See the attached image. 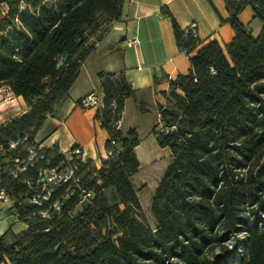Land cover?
<instances>
[{"label": "trees", "instance_id": "trees-1", "mask_svg": "<svg viewBox=\"0 0 264 264\" xmlns=\"http://www.w3.org/2000/svg\"><path fill=\"white\" fill-rule=\"evenodd\" d=\"M41 1L0 0V87L8 86L28 107L0 126V186L27 226L12 233L9 244L7 231L0 235V264H264V0H225L234 38L225 50L216 41L198 49L189 73L171 82L170 105L158 106L164 130L156 126L153 133L171 162L151 200L154 229L140 219L131 181L139 169L138 135L117 128L125 100L134 97L122 74H98L103 106L95 119L111 152L100 168L67 158L56 144L27 160L23 146L37 147L36 133L93 50L89 37L118 19L121 7V0ZM246 6L262 24L257 36L237 17ZM162 12L177 47L190 54L200 38L182 29L167 8ZM60 166L69 178L45 190L46 176ZM242 228L243 252L230 249L225 242Z\"/></svg>", "mask_w": 264, "mask_h": 264}, {"label": "crops", "instance_id": "crops-1", "mask_svg": "<svg viewBox=\"0 0 264 264\" xmlns=\"http://www.w3.org/2000/svg\"><path fill=\"white\" fill-rule=\"evenodd\" d=\"M164 8L182 29L196 23L201 44L190 54L177 47L171 20L162 12ZM230 15L225 0H121L118 19L106 21L89 37L87 43L93 45V50L82 62L70 90L62 97L60 116L54 114L59 104L55 103L36 133L34 141L37 146L47 148L56 144L67 158H70L72 148L78 146L84 159L96 165L106 159L108 134L95 119L98 108L82 109L77 102L92 92L97 93L102 101L98 74L115 73L122 74L134 90V97L125 100L117 128L122 132L133 128L138 135L139 143L134 147L139 162L137 173L142 166L155 165L163 154L170 155L167 147H159L153 133L159 123L158 106L170 105L171 82L178 75L189 73L190 57L198 49L216 41L225 50L235 36L228 22ZM253 16L251 9L245 17L248 18H244L246 21L251 17L248 23L242 20V11L237 17L257 36L262 24L253 28V20H256ZM132 37H136L139 43L128 46L126 39ZM173 90L183 96L179 88ZM137 105H141L144 111H140ZM26 112L28 107L20 96H15L8 86L0 87V126ZM54 120L57 123L51 132L41 139L40 131L44 124ZM158 182L154 184L155 188ZM26 228L23 224L19 232L13 233L20 234Z\"/></svg>", "mask_w": 264, "mask_h": 264}, {"label": "rangeland", "instance_id": "rangeland-1", "mask_svg": "<svg viewBox=\"0 0 264 264\" xmlns=\"http://www.w3.org/2000/svg\"><path fill=\"white\" fill-rule=\"evenodd\" d=\"M235 3H237L239 0H233ZM55 0H42L40 5H45V6H50L52 4H54ZM26 6V4L24 2L20 3V8H24ZM2 9H5L3 6H1ZM39 9V6L36 8H31V12L33 13H37ZM251 12V8L250 7H245L242 10V20H244V18L248 15V13ZM249 17V16H248ZM247 17V18H248ZM245 18V19H247ZM251 18V17H250ZM248 20H251V19ZM248 20H244L246 23H248ZM255 21L252 25V27H256V26H260V22L259 20H253ZM251 21V22H253ZM18 26V23L15 21L13 24V28H16ZM49 81V80H47ZM264 97V96H262ZM60 101H62L61 99H58L56 101V103H59L56 108H55V112L54 114H56V116H60L61 112H62V103L60 104ZM53 120V119H52ZM57 123L56 120H54V122L50 123V122H46L44 124V127L41 129L40 134H41V139L44 138L45 136H47V134H49V132H51L52 128L54 127V124ZM23 149H26L28 152V157L27 160H32L35 156L36 158H40L41 153H37L38 150H40L41 148H39V146L37 147H25L23 146ZM60 152V150H59ZM61 153V152H60ZM35 160V158H34ZM171 162V158L169 153L168 154H163L160 158V160H158V162L153 165L152 167H144L142 166V169L139 171V173H137L136 175H133V177L131 178V181L133 183V186L135 188V190H137V196L142 208V214L140 216V219L144 222L145 225L149 226L150 228L154 229L156 227V221L154 220L152 213L150 211V205H151V200L153 197V193L155 191V183L161 179V177L163 176L164 172L166 171L167 167L169 166ZM95 166L97 168H100L101 164H98ZM58 171L52 172L49 175L46 176V179L44 180V188L47 191H51L55 186L58 185V183H60V181L62 180H66L69 178L70 176V171L69 169L65 170L64 168H62V166L58 167ZM22 168L17 167L16 171H21ZM48 177H50V179H47ZM77 179H75L73 181V183H75ZM81 188V186L79 187ZM103 194L105 196V198L108 200V202H113L112 200V196H113V191L110 188L104 189L103 190ZM86 202H83L82 204H84ZM12 205H13V201L11 199H7L5 201H0V234L4 233L7 229V233L5 234V243L9 244L11 241H13V237H12V233L16 232V231H20V229L23 227V224L21 222H19L16 219V216L14 215V212L12 210ZM120 208L123 209V206L120 205ZM43 217L47 216L45 214L42 215ZM48 219V218H47ZM243 227V226H242ZM112 227H110L109 229H111ZM244 228H242V230H239L238 232H236L229 240H227L225 242L226 245H228V247L230 249L232 248H237V250L243 252L244 250V240H245V233H244ZM102 233H104V231H102ZM216 252H214V254L211 255H215ZM219 264H223V263H219ZM230 264H235L234 261H231Z\"/></svg>", "mask_w": 264, "mask_h": 264}, {"label": "built area", "instance_id": "built-area-1", "mask_svg": "<svg viewBox=\"0 0 264 264\" xmlns=\"http://www.w3.org/2000/svg\"><path fill=\"white\" fill-rule=\"evenodd\" d=\"M186 31H189L193 36H198L197 30H196V23H191L189 25V27L186 29ZM138 43H139V41L136 37L126 39V44L128 46H131V45L134 46V45H137ZM77 105L79 107H81L82 109H88V108H93V107L100 108L103 106L102 101H100L97 93H95V92H92V93L86 95L85 97H82L81 99H79L77 102ZM157 129L161 130V131L164 130L160 121L157 125ZM173 130H174V128H170V131H173ZM165 131H166V129H165ZM10 146L15 147L16 144L12 143ZM106 153H107V156L111 154V152H109V151L108 152L106 151ZM72 155H74L77 159H80L81 161L85 160L83 157V151L78 146H74L72 148V150L70 152V157ZM22 170H23V168H22ZM7 199H10L8 193L6 192V190L3 187L0 186V201H5ZM56 208H57V206H56Z\"/></svg>", "mask_w": 264, "mask_h": 264}]
</instances>
